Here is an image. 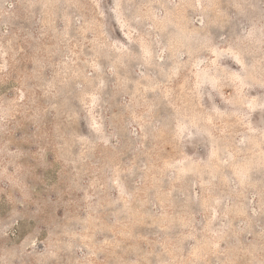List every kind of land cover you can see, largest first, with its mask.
Instances as JSON below:
<instances>
[{
	"label": "rangeland",
	"instance_id": "obj_1",
	"mask_svg": "<svg viewBox=\"0 0 264 264\" xmlns=\"http://www.w3.org/2000/svg\"><path fill=\"white\" fill-rule=\"evenodd\" d=\"M0 264H264V0H0Z\"/></svg>",
	"mask_w": 264,
	"mask_h": 264
}]
</instances>
